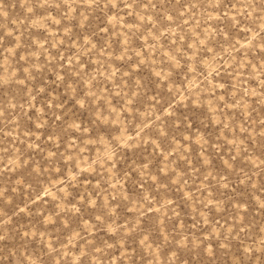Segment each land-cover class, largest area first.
I'll use <instances>...</instances> for the list:
<instances>
[{"label": "rangeland", "instance_id": "374dc122", "mask_svg": "<svg viewBox=\"0 0 264 264\" xmlns=\"http://www.w3.org/2000/svg\"><path fill=\"white\" fill-rule=\"evenodd\" d=\"M0 264H264V2L0 0Z\"/></svg>", "mask_w": 264, "mask_h": 264}, {"label": "clouds", "instance_id": "9594fccd", "mask_svg": "<svg viewBox=\"0 0 264 264\" xmlns=\"http://www.w3.org/2000/svg\"><path fill=\"white\" fill-rule=\"evenodd\" d=\"M262 2H264V0H262Z\"/></svg>", "mask_w": 264, "mask_h": 264}]
</instances>
